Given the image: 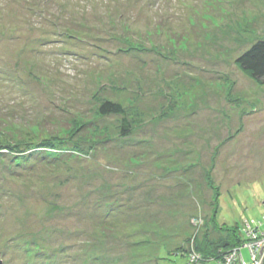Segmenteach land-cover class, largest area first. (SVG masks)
<instances>
[{
	"label": "rangeland",
	"instance_id": "rangeland-1",
	"mask_svg": "<svg viewBox=\"0 0 264 264\" xmlns=\"http://www.w3.org/2000/svg\"><path fill=\"white\" fill-rule=\"evenodd\" d=\"M259 39L264 0H0V262L251 263Z\"/></svg>",
	"mask_w": 264,
	"mask_h": 264
},
{
	"label": "trees",
	"instance_id": "trees-1",
	"mask_svg": "<svg viewBox=\"0 0 264 264\" xmlns=\"http://www.w3.org/2000/svg\"><path fill=\"white\" fill-rule=\"evenodd\" d=\"M236 65L244 73H247L254 81L264 84V39H259L255 41L246 51H244L236 59ZM99 113L102 116L110 115V114L124 115L125 110L119 103L112 102V101H105L99 107ZM123 126L125 127V129H122V130L126 132L129 126L128 124H125V122ZM230 232H231V237L233 238L231 239L229 238L225 240L220 246H216L215 248H213V250L198 251L196 253L200 257L202 256H204L205 258L207 256H211L212 258L214 257L213 260L216 263L221 264V260H223L222 257L224 256L223 254L228 252V250H230L231 247L235 245V243L237 244L240 240H242L240 239L239 235L236 234L235 231L230 230ZM246 249L249 251L248 248ZM241 251H242V248L240 246L239 252ZM201 264H204V263H201ZM231 264H237V263H231Z\"/></svg>",
	"mask_w": 264,
	"mask_h": 264
},
{
	"label": "built area",
	"instance_id": "built-area-1",
	"mask_svg": "<svg viewBox=\"0 0 264 264\" xmlns=\"http://www.w3.org/2000/svg\"><path fill=\"white\" fill-rule=\"evenodd\" d=\"M256 234L261 236L259 241L258 240H256V241L261 242L262 244L261 245L259 244V246H258V244H257L258 242H256V241H249V243H247V244H249L248 249L250 251V254H252V257H253V260H252L253 263L252 264H259L261 262V257L263 256L262 251L264 249V247H262L261 254H259V250H260L261 246L264 245V234H259V233H256ZM256 234H252V236H256ZM255 245H257V246H255ZM236 251L238 252V250H236ZM237 252H235V253L237 254ZM230 258L231 257H228V255L226 257H224V264H231L232 262L236 263L235 257H234V259H232V261H229ZM228 261H229V263H228Z\"/></svg>",
	"mask_w": 264,
	"mask_h": 264
},
{
	"label": "bare ground",
	"instance_id": "bare-ground-1",
	"mask_svg": "<svg viewBox=\"0 0 264 264\" xmlns=\"http://www.w3.org/2000/svg\"><path fill=\"white\" fill-rule=\"evenodd\" d=\"M254 232L258 233V230L257 229H254ZM259 234H262V233H259ZM251 256V263L249 264H252V260H253V257H252V254H250ZM263 257V256H262ZM261 257V259H262ZM235 259H236V263L237 264H247L244 259H243V256L241 255V252H238L236 255H235Z\"/></svg>",
	"mask_w": 264,
	"mask_h": 264
},
{
	"label": "water",
	"instance_id": "water-1",
	"mask_svg": "<svg viewBox=\"0 0 264 264\" xmlns=\"http://www.w3.org/2000/svg\"><path fill=\"white\" fill-rule=\"evenodd\" d=\"M262 247H264V245L261 246V248L259 250V254H261ZM0 264H2V262H0ZM259 264H264V255H263L261 262Z\"/></svg>",
	"mask_w": 264,
	"mask_h": 264
},
{
	"label": "flooded vegetation",
	"instance_id": "flooded-vegetation-1",
	"mask_svg": "<svg viewBox=\"0 0 264 264\" xmlns=\"http://www.w3.org/2000/svg\"><path fill=\"white\" fill-rule=\"evenodd\" d=\"M262 234H264V232L262 233ZM245 236H246V234H245ZM242 246V245H241ZM238 251H239V249H238ZM224 258V257H223ZM224 260V259H223ZM222 261V260H221Z\"/></svg>",
	"mask_w": 264,
	"mask_h": 264
}]
</instances>
